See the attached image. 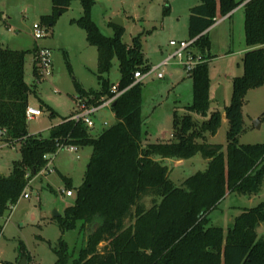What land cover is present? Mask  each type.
I'll return each instance as SVG.
<instances>
[{
  "label": "trees",
  "instance_id": "obj_1",
  "mask_svg": "<svg viewBox=\"0 0 264 264\" xmlns=\"http://www.w3.org/2000/svg\"><path fill=\"white\" fill-rule=\"evenodd\" d=\"M73 1L52 0V13L41 17V25L52 30ZM78 1L83 14L71 23L85 30L87 42L97 48L100 89L87 90L77 80L75 88L79 98L93 105L112 97L114 84L108 75L117 58L120 79L116 86L124 92L112 104L115 121L93 136L82 121L70 120L71 113L47 136L30 134L26 110L37 85L25 79L28 51L0 46V138L8 146L19 144L21 152L10 175H0V217L18 203L29 179L46 166V154L55 153L63 142L90 146L83 184L73 187L72 179L62 176L65 188L75 195L64 216L57 218L62 234L72 230L83 234L82 246L70 250L61 237L54 248L55 264H264V237L258 234L264 223V202L242 210L227 232L212 225L209 218L230 193L255 194L264 182V144L239 142L246 130L245 95L264 85V0H200L190 9L189 36L198 37L196 45L207 60L189 75L192 102L185 106L184 115L174 111L173 139L146 145L143 83L134 77L137 71L150 70L142 35L127 45L125 28L113 24L114 36H106L91 17L95 0ZM244 2L248 49L243 55V74L233 78L231 103L225 108L229 128L224 146L208 141V135L215 136L222 124L221 111L211 108L209 29L217 18H224ZM36 52L37 46L34 56ZM33 70L35 79L41 80L35 64ZM41 109L52 118L58 115L42 101ZM197 154L206 160V168L175 184L164 161L186 160ZM101 243H105L102 248ZM20 249L19 259L26 257L30 263L32 258L24 246Z\"/></svg>",
  "mask_w": 264,
  "mask_h": 264
},
{
  "label": "rangeland",
  "instance_id": "obj_2",
  "mask_svg": "<svg viewBox=\"0 0 264 264\" xmlns=\"http://www.w3.org/2000/svg\"><path fill=\"white\" fill-rule=\"evenodd\" d=\"M200 4V0H95L91 17L106 36H114L115 18L123 21L125 33L123 41L131 45L133 38L142 35L145 60L151 68L174 56L176 48L170 41L189 40L190 9ZM52 0H0V46L12 50L28 51L25 58V79L36 84V95L31 94L30 106L41 109V101L51 106L57 116L52 118L42 110V115L28 121L30 134L47 136L50 129L62 122L75 110L78 92L75 80L84 88L100 89L97 80L98 52L95 46L87 42L86 32L72 19L83 14L78 0H74L70 9L57 21L55 27L44 37L36 40L34 26L43 15L52 13ZM169 8L166 14L165 9ZM242 12L232 20L219 17L209 30L210 54L209 76L211 81V108H218L222 115V124L215 136L208 135L210 143L227 144L228 122L224 117L226 106L232 97V79L242 76L243 54L246 48L244 22L239 21ZM242 20V21H241ZM46 47L51 51L53 61L52 74L35 79L33 49ZM196 47V46H195ZM194 47V48H195ZM193 48V49H194ZM207 60V59H206ZM180 56L171 59L167 66L152 71L143 82V130L146 136L143 144L168 142L173 139V114L186 113L185 106L192 102V80L179 62ZM164 73V78L158 75ZM111 84L120 79L119 61L113 60L108 75ZM264 85L250 89L243 103V117L246 130L239 138L240 144H264ZM197 119L196 115H193ZM95 127L91 134L96 136L104 127V121L112 124L115 115L111 108H104L95 117ZM92 148L83 147L79 159L76 154L65 150L54 157L49 171L32 176L29 179V198L21 197L0 217V264L13 262L20 264V248L31 256L28 264H55L57 255L54 248L59 246L60 238L67 242L70 250L82 246L83 234L78 230L62 234L56 214L64 216V210L72 205L74 196L62 193L66 190L62 176L72 179L73 187L83 184L88 165V156ZM80 154V153H79ZM21 159L20 145L8 146L0 138V175L9 176L13 162ZM178 162L167 159L165 164L171 170L170 178L180 185L186 178L206 168V160L196 156ZM264 202V182L258 193L244 195L230 193L209 218L211 224L222 227L225 232L232 227L238 210L251 208ZM150 206L149 199L145 200ZM260 237H264V223L258 228ZM105 243H101L102 248Z\"/></svg>",
  "mask_w": 264,
  "mask_h": 264
},
{
  "label": "built area",
  "instance_id": "obj_3",
  "mask_svg": "<svg viewBox=\"0 0 264 264\" xmlns=\"http://www.w3.org/2000/svg\"><path fill=\"white\" fill-rule=\"evenodd\" d=\"M217 23V21H216ZM47 29L45 26L41 25V23H37L34 26V37L36 40L41 39L44 37L47 33ZM197 40L198 37L191 38L189 40H172L170 41L171 46H174L176 48V52L174 56H170L166 58L162 63H160L157 66H154L153 68L150 67V70L146 73H142L141 71H137L134 74L136 82L142 80L145 76H147L152 71H156L160 69L161 67L167 66L171 59L175 56H180L181 61L179 64L181 67L186 71L189 75L192 73V71L200 64L206 61V58L202 54L201 50L197 47ZM196 46V47H195ZM195 47V48H194ZM194 48V49H193ZM36 70L40 76V79L49 76L52 74L53 71V61L51 59V51L50 49L46 47H39L37 46V52L35 55V61H34ZM159 78H164V73H160L158 75ZM111 91L113 94L112 97L108 99H104V102L100 105H93L89 104L85 99L76 97L75 98V110L70 117V120L74 121H82L88 128L93 129L95 127V117L96 113L101 111L104 108H111L112 104L117 100V98L124 92L118 89L116 85H113L111 88ZM42 110L37 109L34 107H31L30 105L27 107L26 110V118L27 121L33 120L39 116H41ZM104 127H107L110 125L107 121H104ZM65 150L70 153L76 154V158L79 159V150L80 147L74 144H70L67 142L60 143L58 145L57 151L55 153H49L44 156V158L47 160V166L40 172L44 173L49 169V166L54 162V157L59 151ZM49 171V170H48ZM29 186L27 185L25 191L23 192L21 197L29 198L30 194L28 193ZM62 193L67 196H74L75 193L73 190L66 189L62 190Z\"/></svg>",
  "mask_w": 264,
  "mask_h": 264
},
{
  "label": "crops",
  "instance_id": "obj_4",
  "mask_svg": "<svg viewBox=\"0 0 264 264\" xmlns=\"http://www.w3.org/2000/svg\"><path fill=\"white\" fill-rule=\"evenodd\" d=\"M246 1H248V0H246ZM246 1H245V2H246ZM245 2H244L243 4H241L238 8H236L232 13H230V14L227 15V16H225L223 19H225V21H227V20H229V19L232 20L236 15H238V14H240V12H242L241 17H240V15H239V21H240V18H242V20H243V22H244V11H243L244 8H243V6H244ZM242 20H241V21H242ZM243 25H244V24H243ZM211 28H212V27H211ZM211 28H210V29H211ZM210 29H209V30H210ZM209 32H210V31H209ZM247 49H248V47H247V45H246V48H245L244 50H242V51L245 53V51H246ZM243 55H244V54H243ZM142 80H143V79H142ZM142 80H140V81L142 82ZM232 80H233V79H232ZM142 83H143V82H142ZM85 89H86V88H85ZM224 117H226V116H225V113H224ZM222 120H223V115H222ZM227 122H228V121H227ZM103 128H104V127H103ZM103 128H102V130H103ZM102 130H101V131H102ZM101 131H100V132H101ZM100 132H99V133H100ZM79 153H80L79 155H82V153H83V148H80ZM91 153H92V150H91V152L89 153V156H88V157H89V158H88V162H89V160H90ZM80 157H81V156H80ZM178 162L183 163L184 161H183V160H179ZM66 177L70 178L69 176H66ZM70 179H71V178H70ZM241 212H242L241 210H238V212H237L238 214H237L236 216H238L239 214H241ZM236 216H235V217H236ZM235 217H234V218H235ZM234 218H233V219H234Z\"/></svg>",
  "mask_w": 264,
  "mask_h": 264
},
{
  "label": "water",
  "instance_id": "obj_5",
  "mask_svg": "<svg viewBox=\"0 0 264 264\" xmlns=\"http://www.w3.org/2000/svg\"><path fill=\"white\" fill-rule=\"evenodd\" d=\"M112 24L118 26V27H124L123 21L120 18H115L112 22ZM57 216H60L59 214H56ZM27 258L23 257L20 264H28Z\"/></svg>",
  "mask_w": 264,
  "mask_h": 264
}]
</instances>
